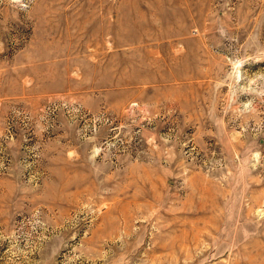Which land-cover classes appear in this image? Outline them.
Segmentation results:
<instances>
[{
	"label": "rangeland",
	"instance_id": "obj_1",
	"mask_svg": "<svg viewBox=\"0 0 264 264\" xmlns=\"http://www.w3.org/2000/svg\"><path fill=\"white\" fill-rule=\"evenodd\" d=\"M0 264H264V0H0Z\"/></svg>",
	"mask_w": 264,
	"mask_h": 264
}]
</instances>
